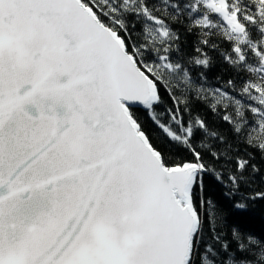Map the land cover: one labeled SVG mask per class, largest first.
Returning a JSON list of instances; mask_svg holds the SVG:
<instances>
[{
	"label": "snow or ice",
	"instance_id": "1",
	"mask_svg": "<svg viewBox=\"0 0 264 264\" xmlns=\"http://www.w3.org/2000/svg\"><path fill=\"white\" fill-rule=\"evenodd\" d=\"M205 49L232 72L217 86ZM193 92L264 160V0H0V264H264V231L228 223L264 200L240 191L260 169L193 119Z\"/></svg>",
	"mask_w": 264,
	"mask_h": 264
},
{
	"label": "trees",
	"instance_id": "2",
	"mask_svg": "<svg viewBox=\"0 0 264 264\" xmlns=\"http://www.w3.org/2000/svg\"><path fill=\"white\" fill-rule=\"evenodd\" d=\"M169 22L171 19L169 18ZM187 21L183 23H172V27L178 31L179 33V42L180 49L183 54L188 56L193 55V45L197 40V34L189 33L185 31V25ZM140 25H137L139 28ZM213 42H215V38H213ZM226 44H221V48H226ZM208 52V55L213 58L215 63L213 66L207 71L206 75L209 81H213V86H217L220 83H223L224 80H227L232 76L231 70L227 69L226 66L220 62L219 56L217 52L210 51L209 49H205ZM191 69L192 77H196L198 72L201 71L199 68L192 67L189 65ZM216 76H220V81H214L213 78ZM174 91L176 96H181V89L179 86L174 85ZM161 95L163 96L164 103L161 105V109L163 108H180L181 112H183V119L185 121L189 120V113L184 112V105L177 104L173 105L171 99L167 95L164 94L163 89L161 90ZM182 99L184 97H181ZM187 98L189 101L190 113L193 119L196 115H198L204 122L206 123L209 130H215L219 134L225 137V139L232 145L233 157L239 156L244 159L249 160L248 168L245 169L244 175L247 176L251 172V165H256L260 172L256 174L254 181L251 183L250 187H245L243 184L241 185L240 191L245 196L253 195L256 191H264V181L261 180V177L264 176V160L261 159V153L257 151L254 147H249L246 143H244V139H246V135L242 134L240 142H237V137H235L231 131V127L229 124L222 121L221 117L224 114L223 105L219 106V112L217 114H213L208 108L205 106V103L198 101L195 98V93L187 94ZM229 112L232 111L231 108L228 109ZM140 120L144 126L145 131L153 137H160V130L154 125L153 121L144 113H139ZM156 116L158 119L167 123L168 117L166 115H161L159 111L156 112ZM247 131V129H246ZM200 132L196 133L197 138L200 136ZM258 135V134H254ZM196 142L195 140L193 141ZM211 142V141H210ZM177 155H184L183 152H177ZM233 171H235V162L233 161L231 164ZM219 167V165H217ZM206 190L208 193H211L216 199V201L220 204V206L224 209L225 213L230 214L232 212L231 209V199L226 197L224 193L226 192L225 188L219 186L211 177L205 178ZM239 199V196H237ZM237 220L241 221V227L244 231L254 230L256 232L264 231V200L257 199L255 201H250L248 203V207L245 215L240 218L236 216H231L228 223L229 225L234 224ZM207 227V226H206Z\"/></svg>",
	"mask_w": 264,
	"mask_h": 264
}]
</instances>
